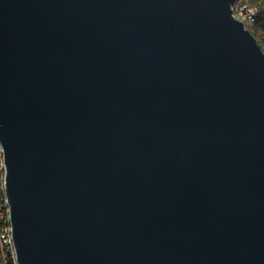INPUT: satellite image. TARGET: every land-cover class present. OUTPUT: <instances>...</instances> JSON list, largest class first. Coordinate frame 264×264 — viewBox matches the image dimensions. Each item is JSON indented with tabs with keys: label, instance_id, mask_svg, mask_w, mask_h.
I'll return each instance as SVG.
<instances>
[{
	"label": "water",
	"instance_id": "water-1",
	"mask_svg": "<svg viewBox=\"0 0 264 264\" xmlns=\"http://www.w3.org/2000/svg\"><path fill=\"white\" fill-rule=\"evenodd\" d=\"M232 0H0L18 264H264V49Z\"/></svg>",
	"mask_w": 264,
	"mask_h": 264
},
{
	"label": "bare ground",
	"instance_id": "bare-ground-1",
	"mask_svg": "<svg viewBox=\"0 0 264 264\" xmlns=\"http://www.w3.org/2000/svg\"><path fill=\"white\" fill-rule=\"evenodd\" d=\"M240 0L231 1L232 15L245 23H252L257 14L249 12L242 8ZM0 158H4L3 147L0 141ZM3 208L6 213H10L9 204L6 195L4 194V183H3V166L0 165V254L2 258L1 264H18L16 257L15 246L9 244L8 240H13L12 236V224L10 217H5V232L2 231V212ZM14 245V240H13Z\"/></svg>",
	"mask_w": 264,
	"mask_h": 264
},
{
	"label": "trees",
	"instance_id": "trees-1",
	"mask_svg": "<svg viewBox=\"0 0 264 264\" xmlns=\"http://www.w3.org/2000/svg\"><path fill=\"white\" fill-rule=\"evenodd\" d=\"M250 5L258 9L256 19L252 23H246L252 34L257 38L258 42L264 49V0H247ZM2 258L0 254V264Z\"/></svg>",
	"mask_w": 264,
	"mask_h": 264
},
{
	"label": "built area",
	"instance_id": "built-area-1",
	"mask_svg": "<svg viewBox=\"0 0 264 264\" xmlns=\"http://www.w3.org/2000/svg\"><path fill=\"white\" fill-rule=\"evenodd\" d=\"M239 3L242 4V8L244 10H247L249 12H253L256 14L258 13V9L255 6L250 5L247 0H240ZM0 165L3 166V183L5 186V159L4 158H0ZM4 194H5V192H4ZM1 212H2V231L5 232V217H10V213H6V211H4L3 208L1 209ZM8 242H9V244H12V246H14L13 240H8ZM16 257H17V254H16Z\"/></svg>",
	"mask_w": 264,
	"mask_h": 264
}]
</instances>
